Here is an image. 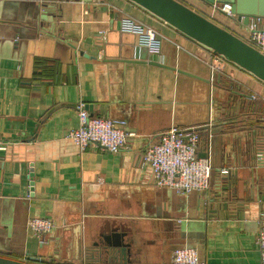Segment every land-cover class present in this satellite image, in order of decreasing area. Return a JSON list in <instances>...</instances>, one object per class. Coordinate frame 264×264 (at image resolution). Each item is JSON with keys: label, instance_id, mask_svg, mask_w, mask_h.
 Masks as SVG:
<instances>
[{"label": "crops", "instance_id": "obj_1", "mask_svg": "<svg viewBox=\"0 0 264 264\" xmlns=\"http://www.w3.org/2000/svg\"><path fill=\"white\" fill-rule=\"evenodd\" d=\"M180 1L245 34L213 4ZM125 16L154 27L160 62L182 71L152 64L139 37L121 31ZM254 91L264 96V82L130 0H0V255L109 264L93 250L124 235L129 264H171L183 247L207 264H261L264 120L243 111ZM80 102L124 121L129 147L81 151L68 137ZM173 126L199 128V153L214 169L208 190L151 182L142 149ZM37 217L54 223L43 245L29 227Z\"/></svg>", "mask_w": 264, "mask_h": 264}, {"label": "built area", "instance_id": "obj_2", "mask_svg": "<svg viewBox=\"0 0 264 264\" xmlns=\"http://www.w3.org/2000/svg\"><path fill=\"white\" fill-rule=\"evenodd\" d=\"M217 11L227 17L235 16L231 4H213ZM242 22V21H241ZM245 34H240L246 42L264 54V19L253 18L245 24ZM121 31L137 35L140 44L148 47L153 56L160 61L161 39L159 32L131 16L121 20ZM249 99L261 101L264 96L256 91L249 93ZM79 126L69 132L68 137L81 151L91 144H98L104 150L119 153L129 147L128 143L134 133L125 129V122L111 118L92 115L85 102L77 105ZM201 134L197 127L173 126L162 132L157 139H151L142 149L141 158L151 167V182L163 188H172L181 193L206 191L210 187L213 167L208 158L199 156ZM2 142H0L1 145ZM222 176L230 175V168H219ZM29 227L43 245L46 236L53 230L50 218H32ZM261 252V264H264V210L260 214V232L258 237ZM41 259L33 262L43 264ZM171 264H207L202 261L199 252L193 247L177 248L172 255Z\"/></svg>", "mask_w": 264, "mask_h": 264}, {"label": "water", "instance_id": "obj_3", "mask_svg": "<svg viewBox=\"0 0 264 264\" xmlns=\"http://www.w3.org/2000/svg\"><path fill=\"white\" fill-rule=\"evenodd\" d=\"M156 18L165 21L186 37L197 41L207 49L214 51L225 60L264 82V54L246 42L241 36L211 18L200 14L180 0H130ZM210 4L230 3L231 12L244 24L251 17L264 19V0H205ZM147 51L148 48L146 47ZM142 48H135L136 59H141ZM146 59V58H145ZM152 64L163 68L178 70L163 62L150 60ZM181 72L182 70H178ZM93 115V114H92ZM202 156V153H199ZM34 182H31L33 186ZM33 190V188H31ZM116 238V239H115ZM113 240L106 239L107 245L93 250L92 257L102 261L107 256L109 264H129V245L124 235ZM96 251V253H95ZM0 264H34L0 255Z\"/></svg>", "mask_w": 264, "mask_h": 264}, {"label": "trees", "instance_id": "obj_4", "mask_svg": "<svg viewBox=\"0 0 264 264\" xmlns=\"http://www.w3.org/2000/svg\"><path fill=\"white\" fill-rule=\"evenodd\" d=\"M38 63L40 62L38 61ZM243 111L244 114L251 115L254 117V119L256 120L255 124L263 123V113L261 109L257 107V105L254 102H250L248 98H246V101L243 104Z\"/></svg>", "mask_w": 264, "mask_h": 264}, {"label": "rangeland", "instance_id": "obj_5", "mask_svg": "<svg viewBox=\"0 0 264 264\" xmlns=\"http://www.w3.org/2000/svg\"><path fill=\"white\" fill-rule=\"evenodd\" d=\"M213 171H214V169H213Z\"/></svg>", "mask_w": 264, "mask_h": 264}]
</instances>
